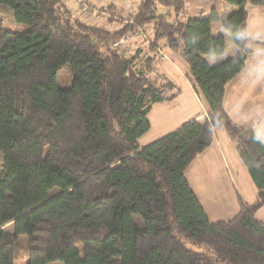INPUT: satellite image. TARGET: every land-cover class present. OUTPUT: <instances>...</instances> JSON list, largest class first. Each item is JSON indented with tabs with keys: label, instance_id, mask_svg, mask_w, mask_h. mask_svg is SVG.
<instances>
[{
	"label": "trees",
	"instance_id": "obj_1",
	"mask_svg": "<svg viewBox=\"0 0 264 264\" xmlns=\"http://www.w3.org/2000/svg\"><path fill=\"white\" fill-rule=\"evenodd\" d=\"M185 1L143 0L136 26H151L153 38L140 68L136 57L112 48L130 28H94L62 0H0L26 27L6 29L0 19V264H264V224L255 219L264 207V144L224 108L228 83L253 48L264 51L247 32V6L264 0H223L237 8L222 29L238 55L215 66L205 57L227 49L212 34L219 14L170 22L169 11L178 18ZM159 7L169 11L161 15ZM162 43L183 53L210 112L141 147L153 107L180 94L149 76ZM65 66L73 82L61 88ZM218 127L235 144L258 199L212 223L185 172Z\"/></svg>",
	"mask_w": 264,
	"mask_h": 264
},
{
	"label": "crops",
	"instance_id": "obj_2",
	"mask_svg": "<svg viewBox=\"0 0 264 264\" xmlns=\"http://www.w3.org/2000/svg\"><path fill=\"white\" fill-rule=\"evenodd\" d=\"M252 7L264 9V6H255L251 3L247 6L248 36L255 42H264V27L259 26L258 29H255L254 25L251 26ZM236 11L237 8L226 4L223 6V13H218L220 22L213 25L212 34L215 37L223 36L227 49L222 56L205 57L211 66L234 59L238 55V49L222 29V22ZM163 48L164 46H160L161 52L163 50L164 53ZM169 53V56L162 57L161 60L164 61L158 63L157 70L160 68L158 71L164 74V79L171 82L176 89L178 88L180 94L170 102L153 107L151 129L139 140L141 147L146 146L141 142L150 132L151 141L147 145L177 131L192 120L206 119L210 112L207 104L198 97L190 84V67L185 61L183 53L171 51ZM165 63L172 65L184 79V87L179 88L180 83L168 75ZM224 108L235 123L250 125L264 144V51L261 49L253 48L244 71L228 83ZM185 175L212 223L230 221L240 212L241 202L250 206L255 204L258 199V190L242 162L235 144L222 127L214 130L212 145L192 162ZM255 219L264 224V207L255 214Z\"/></svg>",
	"mask_w": 264,
	"mask_h": 264
},
{
	"label": "rangeland",
	"instance_id": "obj_3",
	"mask_svg": "<svg viewBox=\"0 0 264 264\" xmlns=\"http://www.w3.org/2000/svg\"><path fill=\"white\" fill-rule=\"evenodd\" d=\"M68 6V9L72 12L73 16L81 20L87 25H90L94 28L100 30H106L109 32H114L120 29H129L128 33L124 36V43L120 45L121 47L115 48L114 44L112 48L117 50L122 56L127 59L137 58V63L140 68L145 67L146 59L151 56L148 50V46L151 44L152 27L147 25L136 26V18L140 13H142V2L143 0H62ZM186 5L184 13L178 18L173 14V11H169L164 7H159V14H165L168 11L171 13L169 17L170 22H175L176 20H188L193 19L199 16L201 13H204L205 16L209 15L212 9H216L219 14L223 13V6H226L223 0H186ZM84 6L88 10H84ZM112 8V9H109ZM251 26L255 29L257 27H264V9H259L258 7L251 8ZM0 19L3 22V26L6 29L14 31H24L26 27L19 25L15 22L13 12L10 8L6 6L0 7ZM261 23V25H260ZM136 26V27H135ZM133 27V29H131ZM262 28V27H261ZM127 29V30H128ZM147 36V39H145ZM147 42H146V41ZM118 43V42H117ZM160 46H164V53L159 52ZM156 51L155 55V71L153 74H150V78L156 80L158 83L164 84V74L159 72L160 68L157 70V65L164 56H169V49H166L165 43H162ZM166 50V51H165ZM169 50V51H168ZM165 58V57H164ZM166 64V63H165ZM180 68V67H179ZM181 69V68H180ZM166 71L169 73L175 81L180 83L179 88L184 87L185 81L181 76L175 71V69L170 64H166ZM184 78V77H183ZM57 85L61 88H68L72 85L73 82V73L71 72L69 66L63 67L57 74ZM178 89V88H177ZM174 112V111H173ZM151 123V113L148 116ZM151 141V132L146 135L145 139L142 140V145H147ZM1 163V157H0ZM6 231L12 232V228L8 226L5 228ZM21 247L26 248L27 238H21ZM25 260H18L17 264H25ZM62 264V263H54Z\"/></svg>",
	"mask_w": 264,
	"mask_h": 264
},
{
	"label": "built area",
	"instance_id": "obj_4",
	"mask_svg": "<svg viewBox=\"0 0 264 264\" xmlns=\"http://www.w3.org/2000/svg\"><path fill=\"white\" fill-rule=\"evenodd\" d=\"M83 9H84L85 11L88 10V8H87L86 6H84ZM145 39H147V36H145ZM124 40H125L124 38L121 39L118 43H116V44L114 45V47H115V48L121 47L120 45H122V44L124 43ZM147 40H148V39H147ZM125 41H126V40H125ZM145 41H146V40H145ZM146 42H147V41H146ZM159 52L162 53V52H161V49H159Z\"/></svg>",
	"mask_w": 264,
	"mask_h": 264
}]
</instances>
